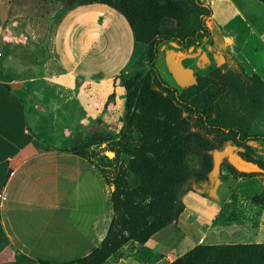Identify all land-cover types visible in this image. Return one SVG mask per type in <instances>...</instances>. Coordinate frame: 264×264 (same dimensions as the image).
<instances>
[{
  "label": "crops",
  "instance_id": "obj_1",
  "mask_svg": "<svg viewBox=\"0 0 264 264\" xmlns=\"http://www.w3.org/2000/svg\"><path fill=\"white\" fill-rule=\"evenodd\" d=\"M14 1L0 16V264H71L98 247L111 218L110 198L104 215L91 190L100 187L108 198L112 189L87 161L56 145L72 143L74 135L59 126L47 132L40 113L66 114L69 103L96 112L113 93V78L110 90L105 79L84 80L76 78V69L57 68L51 23L43 28V13L30 8L35 0H20L15 7ZM77 1L44 5L55 14L66 9V15L83 7H107ZM226 26H217L224 48L237 43ZM257 36L263 40L264 30ZM61 120L65 125L66 119ZM255 124L264 125V104L250 128V134L264 135ZM82 187L90 193H82ZM190 188L181 197L184 210L174 224L105 264H170L198 245L264 244V208L252 202L264 190V174L241 178L221 171L216 183L196 192Z\"/></svg>",
  "mask_w": 264,
  "mask_h": 264
},
{
  "label": "trees",
  "instance_id": "obj_2",
  "mask_svg": "<svg viewBox=\"0 0 264 264\" xmlns=\"http://www.w3.org/2000/svg\"><path fill=\"white\" fill-rule=\"evenodd\" d=\"M264 5V0H257ZM101 4L126 21L132 40L146 48V69L121 80L122 126L97 130L62 149L87 161L112 187L111 218L103 240L71 264H105L127 245L143 246L174 224L184 210L181 197L191 182L207 179L212 154L234 147L241 161L260 171L242 172L228 163L226 172L261 177L264 160L251 154L250 143H264L250 128L264 104V88L244 84L221 65L195 84L177 90L155 67L159 45L175 43L187 51L210 37L212 11L202 0H78ZM111 98V95L108 99ZM104 145L103 150L99 147ZM106 152L113 156L107 157ZM264 208V190L252 198ZM170 264H264L263 245H198Z\"/></svg>",
  "mask_w": 264,
  "mask_h": 264
},
{
  "label": "rangeland",
  "instance_id": "obj_3",
  "mask_svg": "<svg viewBox=\"0 0 264 264\" xmlns=\"http://www.w3.org/2000/svg\"><path fill=\"white\" fill-rule=\"evenodd\" d=\"M8 1H10V5L13 4L11 0H0L3 3L0 4L1 17L8 10ZM53 1L55 0H35L30 8L33 7L32 10H35L37 14H39L38 12L43 13V18H39L43 28L46 23L48 25L51 23L52 28L49 32L55 41L52 54L53 58L60 62L57 68L76 69V78L84 80L99 82L105 79L107 80L105 86L109 87L110 90L112 86L108 80L113 78L112 85L114 88L113 93L110 94L111 98H107L96 112L84 109L81 111L75 108L73 103H69L64 107L65 112L69 110L66 114L59 111L60 114L56 113L58 116L55 117L53 111L40 113V120L48 126L47 132L50 131L53 134V127L59 126L62 133L65 128L74 135V139L71 140L72 143H56L57 146L60 145L67 149L83 141L86 136L97 132V130H105L108 125H113L114 133L120 130L121 119L124 114V92L121 88V80L146 69L147 54L145 46L134 44L126 21L114 10L107 7H83L78 8V10H71L67 15L66 9L55 14L44 5V2ZM202 1L205 3L204 0ZM207 1L214 2L213 6L206 4L213 13L214 21L212 23L216 27L220 24H228L225 29L235 33L237 43L233 46L226 45V48L224 46L219 48L210 35V37L203 39L198 47L184 51L175 43L164 42L158 47L159 52L155 61V67L160 78L171 87L181 90L182 87L176 83L168 70L167 61L172 55L180 66L191 69L194 75H205L213 68L221 65L226 72L237 79H242L246 86L247 84L250 86L255 84L254 87L256 88L260 86L264 88V39L260 40L257 36L261 30H264L260 24V22L264 23V6L257 0ZM16 3L20 4V0L14 1V7ZM46 12L48 13L46 14ZM210 22L211 18L208 20V24ZM58 24L59 26H57ZM34 25L36 26V24ZM43 32L45 33V31ZM62 117L67 121L65 125L61 120ZM254 129L264 133V125L262 124H255ZM249 146L252 149L250 155H256L264 160V143H250ZM103 148L104 145H101L100 151ZM105 155L110 158L113 156L110 152H106ZM227 164L228 161L222 160L220 172L226 170ZM210 173L211 171L203 182H191L192 186L190 185L191 188L190 186L189 188L195 192L205 189L210 185ZM85 177L86 174L82 175L80 180L82 185ZM108 187L110 190L112 189V187ZM82 188V193H90L84 187ZM90 194L98 202L99 210L104 215H108L106 210L109 207V197L106 198L100 187H98L97 192L92 189ZM137 247L125 246L121 250L120 256L124 255L125 251L131 253Z\"/></svg>",
  "mask_w": 264,
  "mask_h": 264
},
{
  "label": "water",
  "instance_id": "obj_4",
  "mask_svg": "<svg viewBox=\"0 0 264 264\" xmlns=\"http://www.w3.org/2000/svg\"><path fill=\"white\" fill-rule=\"evenodd\" d=\"M208 27L214 43L217 45V47L222 48L224 46V39L220 34L219 30L212 22L209 23ZM167 66L171 76L180 87H187L196 83L193 71L191 69L180 66V64H178V62L174 60V57L172 55L169 57L167 61ZM234 150H235L234 147L225 146L222 150L214 151L212 153L211 156H212L213 164L210 173L211 182L213 183L217 182L218 176L220 174V164L224 159L239 171L242 172L259 171V169L256 166L241 161L233 153Z\"/></svg>",
  "mask_w": 264,
  "mask_h": 264
},
{
  "label": "flooded vegetation",
  "instance_id": "obj_5",
  "mask_svg": "<svg viewBox=\"0 0 264 264\" xmlns=\"http://www.w3.org/2000/svg\"><path fill=\"white\" fill-rule=\"evenodd\" d=\"M233 153H234L235 155H238V154H237V150H236V149L233 151Z\"/></svg>",
  "mask_w": 264,
  "mask_h": 264
}]
</instances>
